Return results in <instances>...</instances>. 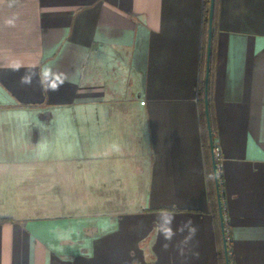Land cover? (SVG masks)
<instances>
[{
  "label": "crops",
  "instance_id": "1",
  "mask_svg": "<svg viewBox=\"0 0 264 264\" xmlns=\"http://www.w3.org/2000/svg\"><path fill=\"white\" fill-rule=\"evenodd\" d=\"M202 13L203 0H0V182L21 172L4 165L37 164L24 126L49 148L72 120L74 147L50 148L43 162L47 188L61 182L85 203L86 175L104 185L99 167L123 148L117 132L144 189L138 209L90 220L0 214V264H220L196 100ZM215 24L211 105L230 261L264 264V0H218ZM102 59L123 68L121 87L99 78ZM39 106L81 114L7 115Z\"/></svg>",
  "mask_w": 264,
  "mask_h": 264
},
{
  "label": "rangeland",
  "instance_id": "2",
  "mask_svg": "<svg viewBox=\"0 0 264 264\" xmlns=\"http://www.w3.org/2000/svg\"><path fill=\"white\" fill-rule=\"evenodd\" d=\"M98 63L96 69L100 73L99 78L106 80V82H112L113 76L115 75L117 77L116 87H121L123 68L120 67L118 70L114 69L115 63L108 64L106 59H102ZM104 70H108V72L104 73ZM112 70L115 71L111 72ZM50 111L52 112L51 115H59L60 117L68 116L74 118L81 114L76 108L56 109L55 111L49 110L48 113L45 106H39L23 107L22 109L16 110L13 109V111L10 113L8 112L7 115H21L24 118L29 116L42 118L43 116L50 114ZM86 114L94 116L93 108H87ZM71 121L66 125H63V123H59L58 125L66 126L67 128L69 126L72 127V125H70ZM28 127V125L27 127L24 126L22 130L24 139L23 143L30 148L32 153H36L37 164L34 165L35 168H30L28 171L25 164L4 165V168L7 167L5 169L11 170L18 167L19 169L16 170L21 171L19 176L23 172L21 169H24V173L21 175L23 176L22 178L19 177L18 174L13 175L11 172V176L9 175L8 179L6 178L4 181L0 182L1 215L6 214L19 218L76 217L83 218V220H90L93 218L107 217L110 214L120 211L135 210L141 206L144 189L137 187V184L134 181L138 177H142V173H138V175L135 176L140 164L135 162L137 156H131L130 149L124 148L125 145H122L123 139H120L119 135L115 136L117 132L112 135L113 139H111V141L114 142V145L117 146V148H119V143L123 148L113 151V154L116 155L117 152V155L114 157L112 164L105 166L103 161V164L99 167L100 171L98 174L103 178L100 180L104 181V185H95V171L91 176L89 174L86 175V178H92L89 179V181H86L85 189H79L80 192H82V190L83 192H86V202L84 203L82 202L83 197L80 196L81 194L76 195V197L73 198L68 195V193H65L63 187L57 186L58 184L61 185V182H56V187L48 186L47 188L45 172H42V170L45 169V163L43 162H45L46 155L50 148H54L55 153H59L62 150L64 151V149L67 150L68 144L74 147L72 142V138L74 137L73 134L66 128L65 131L71 135L60 136V139L57 140V147L55 144L54 147L48 148L45 143L39 142L38 145L36 144L35 137L38 136H34L33 134L29 136ZM16 140L18 141V138L15 136V133L9 136L6 140L7 147H13L14 142L17 143ZM36 156L33 157L35 160ZM30 158L31 157L29 156V159ZM32 173L33 175H31ZM36 173L40 174V177H38V174ZM28 175H31L29 180H27L29 178Z\"/></svg>",
  "mask_w": 264,
  "mask_h": 264
},
{
  "label": "trees",
  "instance_id": "3",
  "mask_svg": "<svg viewBox=\"0 0 264 264\" xmlns=\"http://www.w3.org/2000/svg\"><path fill=\"white\" fill-rule=\"evenodd\" d=\"M217 4L218 0H214V8H213V20H212V32H211V47H210V60H209V73H208V90H207V102H208V113H209V121L211 132L213 136V143L214 139V122H213V113H212V105H211V78H212V71H213V51H214V37H215V21H216V11H217ZM208 13H209V0H203V13H202V24H201V37H200V70H199V79L197 85V93H196V100L199 109V117H200V134H201V145L204 153V160L206 165L207 171V178H208V197L209 200L214 207V221L216 222V226L219 225V216H218V206L216 201V193H215V186L212 174V166H211V157H210V149H209V142H208V134H207V127H206V118L204 113V103H203V88H204V70H205V57H206V45H207V28H208ZM220 172L218 171V178H219V185L220 182ZM222 195V194H221ZM226 228V238L227 244H229V231L228 226L225 225ZM218 237V260L220 264H225L224 261V253H223V246H222V238L221 233H217ZM228 258L231 264V255L229 254L228 249Z\"/></svg>",
  "mask_w": 264,
  "mask_h": 264
},
{
  "label": "water",
  "instance_id": "4",
  "mask_svg": "<svg viewBox=\"0 0 264 264\" xmlns=\"http://www.w3.org/2000/svg\"><path fill=\"white\" fill-rule=\"evenodd\" d=\"M213 8H214V0H209L207 45H206V57H205V70H204L203 103H204V113H205V118H206V127H207L208 142H209V149H210L212 174H213V180H214V186H215L216 201H217V206H218V216H219V225H220L221 238H222L224 261H225V264H230L229 258H228V244H227V238H226L222 198H221L219 178H218V173H217V168H216V160H215V155L213 151L214 143H213V136H212L211 127H210L208 102H207Z\"/></svg>",
  "mask_w": 264,
  "mask_h": 264
},
{
  "label": "built area",
  "instance_id": "5",
  "mask_svg": "<svg viewBox=\"0 0 264 264\" xmlns=\"http://www.w3.org/2000/svg\"><path fill=\"white\" fill-rule=\"evenodd\" d=\"M213 151H214V155H215L216 168H217V173H218V171H219L218 163L221 160V150H220V146L218 143L213 144ZM225 230H226V228H225Z\"/></svg>",
  "mask_w": 264,
  "mask_h": 264
}]
</instances>
